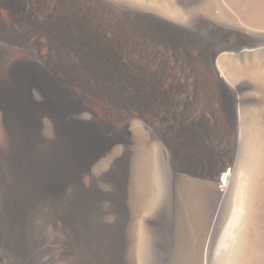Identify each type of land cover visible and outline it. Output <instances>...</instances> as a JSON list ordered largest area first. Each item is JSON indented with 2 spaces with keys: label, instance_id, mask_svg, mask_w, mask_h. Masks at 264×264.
<instances>
[{
  "label": "bare ground",
  "instance_id": "6f19581e",
  "mask_svg": "<svg viewBox=\"0 0 264 264\" xmlns=\"http://www.w3.org/2000/svg\"><path fill=\"white\" fill-rule=\"evenodd\" d=\"M254 107H264V0H149L147 12L0 0V126L10 146L0 152V264H119L100 212L83 199L73 217L64 190L71 153L82 176L126 145L112 136L131 124L157 130L174 155L190 241L229 187L227 263L264 264V110ZM241 111L247 151L237 172ZM80 119L95 128L69 131L67 120ZM202 131L223 136L209 142L216 155L200 150Z\"/></svg>",
  "mask_w": 264,
  "mask_h": 264
},
{
  "label": "rangeland",
  "instance_id": "374dc122",
  "mask_svg": "<svg viewBox=\"0 0 264 264\" xmlns=\"http://www.w3.org/2000/svg\"><path fill=\"white\" fill-rule=\"evenodd\" d=\"M105 1L137 12L149 9V0ZM252 92L263 94L258 86H254ZM254 108L264 110V107ZM243 112L235 124L234 142L230 148L233 168L237 172L243 166L247 151L244 129L240 128L247 111ZM66 126L69 131L78 133H88L95 128L86 119L67 120ZM40 132L45 138L53 136L48 125H42ZM118 134L114 133L112 137L116 135L115 138L124 139L126 145L113 146L82 176L76 174V154L68 156L69 171L65 184H69L64 191L72 216H78L77 205L83 199L89 210L100 212L101 221L109 229L110 240L115 245L112 248L119 264H229L226 260L229 245L224 239L228 227L224 219L234 208L230 188L219 202L210 207L201 232L192 242L184 222V176L170 149L159 139V132L131 124L127 133ZM200 135L204 140L207 137V146L200 150L205 155H216L218 146L212 148L209 144L223 136L203 131ZM5 144L4 129L0 126L2 155H6L10 147ZM229 174L231 178L232 173ZM50 225L54 235L63 239L62 226L54 227L52 222Z\"/></svg>",
  "mask_w": 264,
  "mask_h": 264
}]
</instances>
